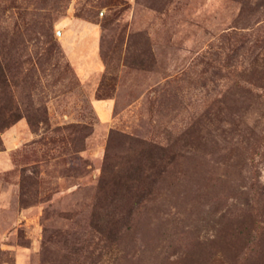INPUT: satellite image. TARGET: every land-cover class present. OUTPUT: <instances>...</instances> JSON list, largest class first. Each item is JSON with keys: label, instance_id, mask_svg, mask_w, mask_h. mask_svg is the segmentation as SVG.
Instances as JSON below:
<instances>
[{"label": "rangeland", "instance_id": "374dc122", "mask_svg": "<svg viewBox=\"0 0 264 264\" xmlns=\"http://www.w3.org/2000/svg\"><path fill=\"white\" fill-rule=\"evenodd\" d=\"M0 264H264V0H0Z\"/></svg>", "mask_w": 264, "mask_h": 264}]
</instances>
